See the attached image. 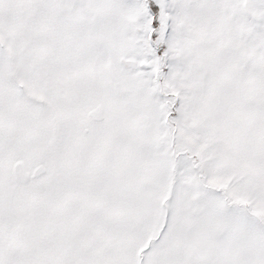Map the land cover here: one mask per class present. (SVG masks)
<instances>
[{
    "label": "snow or ice",
    "instance_id": "1",
    "mask_svg": "<svg viewBox=\"0 0 264 264\" xmlns=\"http://www.w3.org/2000/svg\"><path fill=\"white\" fill-rule=\"evenodd\" d=\"M0 264H264V0H0Z\"/></svg>",
    "mask_w": 264,
    "mask_h": 264
}]
</instances>
